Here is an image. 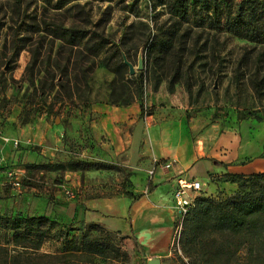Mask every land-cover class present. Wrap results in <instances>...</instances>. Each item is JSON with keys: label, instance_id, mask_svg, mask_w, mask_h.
I'll return each instance as SVG.
<instances>
[{"label": "rangeland", "instance_id": "374dc122", "mask_svg": "<svg viewBox=\"0 0 264 264\" xmlns=\"http://www.w3.org/2000/svg\"><path fill=\"white\" fill-rule=\"evenodd\" d=\"M188 2L187 18L181 20L174 15L171 0H0V128L8 116H15L20 126L41 122L50 129V136L56 135L63 144L59 157L25 168L19 189L5 184L1 194L49 192L55 188L54 182H63L64 175L72 171L79 174L80 186H89L86 193L90 195L127 193L130 171L120 161L103 162L109 167L101 169L71 168L70 163L78 160L102 163L89 158L99 146L92 137L94 115L89 110L98 101L120 105L135 100L146 112H152L164 106L167 97L181 99L210 122L236 124L247 134L260 132L264 95L256 98L249 81L259 48L218 31L208 13L197 10L194 0ZM69 28L86 30V35L96 33L108 42L98 55H90L83 47L84 38L73 40L64 35ZM155 34L157 41L170 39L167 51L148 52ZM115 45L134 68L132 75L124 73L122 79L101 65ZM67 56L82 67L93 62L86 89L78 81L80 89L71 98L57 86L47 94L57 78L50 80L45 71L54 73L55 65H63ZM137 59L141 60L139 69ZM260 69H264V56ZM138 81L140 91L136 90ZM67 232V238L79 241L80 232L70 228ZM87 235L114 243L126 253V259H89L78 254L63 258L59 253L62 235L55 228L37 250L3 244L1 255L13 257L9 264H145L129 237L103 227L89 230ZM172 244L160 264H188L174 236ZM245 255V247H240L229 264H244Z\"/></svg>", "mask_w": 264, "mask_h": 264}, {"label": "crops", "instance_id": "0c3cea01", "mask_svg": "<svg viewBox=\"0 0 264 264\" xmlns=\"http://www.w3.org/2000/svg\"><path fill=\"white\" fill-rule=\"evenodd\" d=\"M167 100L164 106L142 115L135 100L120 105L105 101L90 105L94 115L92 137L99 146L89 158L107 163L120 161L128 168L127 193L90 195L86 193L89 186H80L79 174L72 171L64 175L63 182L52 184L56 189L38 195L6 196L1 194L4 185H0V215L45 216L61 229L75 232H81L88 223L98 224L129 237L144 261L168 256L179 221L172 196L175 178L199 182L201 190L189 191L188 198L231 192L235 184L224 178L226 174L264 171V124L260 122L257 135L247 134L236 124L231 127L210 122L185 100ZM32 127L34 132L30 133ZM32 127L20 126L15 116L5 118L0 128V168L23 175L26 165L60 156L63 144L56 135L50 136L47 125L38 122ZM12 139L19 145L12 146ZM77 140L82 143L80 138ZM152 159L168 162L169 167L156 166L147 176ZM2 177L0 170V181ZM65 188H72L73 198L64 196Z\"/></svg>", "mask_w": 264, "mask_h": 264}, {"label": "trees", "instance_id": "16d2710c", "mask_svg": "<svg viewBox=\"0 0 264 264\" xmlns=\"http://www.w3.org/2000/svg\"><path fill=\"white\" fill-rule=\"evenodd\" d=\"M42 1L49 3L51 0ZM171 5L177 18L181 20L187 18V9L190 6L188 0H171ZM194 5L197 10L209 14L212 26L218 31L259 48L249 81L255 97L261 98L264 95V69H260L264 56V0L235 2L194 0ZM222 12L224 14L220 20ZM86 33V30L71 28L64 30V35L74 37L73 40L84 38L85 50L96 56L108 41L96 33L91 32L88 35ZM168 42L170 39L167 38L157 41L155 34L148 52H165L171 46ZM124 55L128 59L125 53ZM92 65L91 61L82 67L79 62H72L68 56L65 57L63 65L60 67L55 65L56 73L45 71L50 80L57 78L55 83H51L47 88V94L57 86L64 92L66 98H71L80 89L78 81H82L86 89ZM101 65L114 73L118 79H122L123 74L127 73L117 45L107 53ZM140 89L141 83L138 81L136 90ZM43 92L44 89L40 87V94ZM55 93L53 96L57 95ZM139 106L140 115L150 113L146 112L141 104ZM70 164L75 170L109 167L103 162L79 160ZM32 165L28 164L25 167ZM224 178L235 184L231 192L215 196L196 195L187 207L181 219L177 239L180 255L187 259L188 264H229L234 253L244 246L246 251L244 264H264V171L247 175L226 174ZM53 228L62 235L59 253L63 254V258L78 254L89 259L93 257L102 260L126 259V253L114 243L87 235L89 230H102L98 224L84 225L77 241L72 236L67 238L69 228L61 229L57 223L45 216L0 215V264H9L13 261V257L1 255L3 244L34 251L40 247L49 230ZM133 244L139 251L136 244L134 242Z\"/></svg>", "mask_w": 264, "mask_h": 264}, {"label": "built area", "instance_id": "2783aa9c", "mask_svg": "<svg viewBox=\"0 0 264 264\" xmlns=\"http://www.w3.org/2000/svg\"><path fill=\"white\" fill-rule=\"evenodd\" d=\"M2 140L5 141V138L2 137ZM10 142L12 146L14 147L18 146V140L12 139ZM156 166H160L162 168H168L169 163L168 162L160 163L156 159H152V164L150 168L147 170L148 176L152 175L154 168ZM0 170H3V177H2L3 180L0 181V185L9 184L10 187L14 189H19L21 185L22 175L11 168L10 169L0 168ZM200 190H201V186L199 182L196 180H190L182 176L175 178V183H174L173 190H172L173 191L172 196L174 199V206L177 210V215H178V220H179L175 228V232H174L175 233L174 239H175L176 244H177L179 231L181 228L180 223H181L182 216L194 198V197L188 198L189 191L195 192V191H200ZM63 194L68 199H71L74 197V192L67 188L63 189Z\"/></svg>", "mask_w": 264, "mask_h": 264}, {"label": "water", "instance_id": "95a60500", "mask_svg": "<svg viewBox=\"0 0 264 264\" xmlns=\"http://www.w3.org/2000/svg\"><path fill=\"white\" fill-rule=\"evenodd\" d=\"M122 61L123 63L126 65L127 67V72L129 75H132L134 73V68L132 67V65L130 64V62H128L127 60L124 59V57L122 56ZM141 67V60L137 59L136 62V68L139 69ZM55 122L57 121V117H55ZM145 264H160V260L156 257L153 258H149L145 261Z\"/></svg>", "mask_w": 264, "mask_h": 264}]
</instances>
